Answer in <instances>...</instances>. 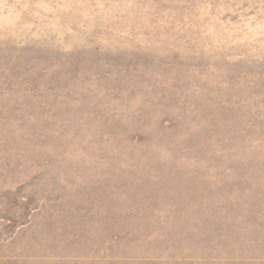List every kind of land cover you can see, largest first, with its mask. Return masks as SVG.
I'll return each instance as SVG.
<instances>
[{"label": "rangeland", "instance_id": "374dc122", "mask_svg": "<svg viewBox=\"0 0 264 264\" xmlns=\"http://www.w3.org/2000/svg\"><path fill=\"white\" fill-rule=\"evenodd\" d=\"M0 264H264V0H0Z\"/></svg>", "mask_w": 264, "mask_h": 264}]
</instances>
